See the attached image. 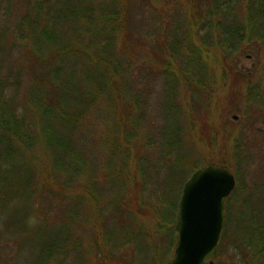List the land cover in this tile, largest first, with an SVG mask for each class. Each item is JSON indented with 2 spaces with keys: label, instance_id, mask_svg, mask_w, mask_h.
Here are the masks:
<instances>
[{
  "label": "rangeland",
  "instance_id": "1",
  "mask_svg": "<svg viewBox=\"0 0 264 264\" xmlns=\"http://www.w3.org/2000/svg\"><path fill=\"white\" fill-rule=\"evenodd\" d=\"M205 1L148 0L136 18L133 45L121 51L129 64L125 100L139 98L136 129L126 134L131 142L122 141L103 100L76 136L85 163L79 169L71 160L65 171L55 167L54 150L32 136L12 150L11 139L1 144L0 264H169L192 167L225 163L234 174L236 192L226 200L230 241L238 216L264 227V0H232L245 14L238 42L215 30L220 17ZM23 2L0 0V69L10 79L7 100L25 120L16 137L22 140L24 132L41 131L27 105L28 79L16 73L25 56L9 46L17 24L12 9L20 13ZM63 245L70 249L64 259L46 255ZM236 252L230 247L214 262L243 264ZM253 258L248 248L247 264H262Z\"/></svg>",
  "mask_w": 264,
  "mask_h": 264
},
{
  "label": "trees",
  "instance_id": "2",
  "mask_svg": "<svg viewBox=\"0 0 264 264\" xmlns=\"http://www.w3.org/2000/svg\"><path fill=\"white\" fill-rule=\"evenodd\" d=\"M232 2L206 0L204 5L208 6L209 13L214 12L220 17L215 20V30L220 27L221 34L226 33L238 42L243 37V27L238 28V25H242L245 14L240 8L231 6ZM147 4L148 0H24L20 13H16L13 7L17 24L9 46L13 50L19 48L20 60L25 56L16 73L20 76L23 70L28 79L30 94L27 105H34L36 125L41 131L36 134L24 132V140L16 138L22 131V125L25 128V120L19 118L20 109L7 100L10 79L0 69V146L9 142V138L12 144L8 146H12V150L18 145L16 140L27 142L32 136L37 145L54 150L55 167L65 171L63 167L68 166V160H71L73 167L79 169L85 163L79 136H76L87 130L90 126L88 115L95 114V106H100L103 100L108 102L109 114L118 119L117 123L124 133L122 141L126 144L131 142L126 140V134L136 129L133 108L137 107L139 98L125 100L122 81L126 78L129 64L121 51L123 47L126 51L132 47L133 31L140 25L136 18L145 14ZM223 5L227 7L221 9ZM203 13L200 9L199 15ZM148 24L151 30V20ZM145 36H148L146 32ZM236 78L240 77L236 75ZM112 101L114 109H111ZM220 166L228 168L225 163ZM198 169L192 167L191 171L194 173ZM135 201L138 203L139 199ZM241 218L238 216L237 234L230 241L227 228L232 221L231 210L226 206L227 224L214 259L221 262L224 252L234 247L237 251L235 256L245 259L242 263L247 264L246 251L249 248L255 260L264 264V227H254L255 222L247 224L246 216ZM165 227L171 239L173 223L167 222ZM74 242L77 244V241ZM169 242L172 245L171 240ZM69 252L70 249L64 245L57 252L53 246L46 249V255L60 257V260ZM234 259L231 258L232 262Z\"/></svg>",
  "mask_w": 264,
  "mask_h": 264
},
{
  "label": "water",
  "instance_id": "3",
  "mask_svg": "<svg viewBox=\"0 0 264 264\" xmlns=\"http://www.w3.org/2000/svg\"><path fill=\"white\" fill-rule=\"evenodd\" d=\"M236 187L232 171L207 165L185 183L176 214L175 249L169 264H217L226 222V200Z\"/></svg>",
  "mask_w": 264,
  "mask_h": 264
},
{
  "label": "flooded vegetation",
  "instance_id": "4",
  "mask_svg": "<svg viewBox=\"0 0 264 264\" xmlns=\"http://www.w3.org/2000/svg\"><path fill=\"white\" fill-rule=\"evenodd\" d=\"M251 18H252V17H250V19H251ZM250 19H249V20H250ZM250 21H251V20H250ZM236 188H237V183H236V187H235L234 191L232 192V194L230 195V197L233 196V195L235 194V192H236Z\"/></svg>",
  "mask_w": 264,
  "mask_h": 264
}]
</instances>
